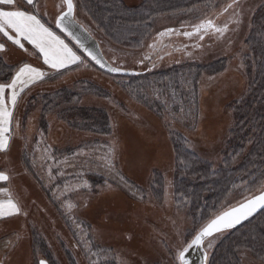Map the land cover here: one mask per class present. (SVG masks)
<instances>
[{"label": "rangeland", "instance_id": "obj_1", "mask_svg": "<svg viewBox=\"0 0 264 264\" xmlns=\"http://www.w3.org/2000/svg\"><path fill=\"white\" fill-rule=\"evenodd\" d=\"M73 1L76 20L98 40L112 65L139 74L168 69H177L179 74L165 81L164 86L130 93L120 75L97 67L57 31L55 20L65 8L63 0H34L33 5L16 0L21 10L35 14L72 48L81 62L57 71L44 64L42 55L23 40L24 49L9 41L6 51L0 52L4 63L18 64L13 74L6 80L0 78V82L10 83L24 64L44 73L42 79L27 87L18 86L20 94L14 107L5 97L12 116L2 131L7 147L0 150V173L8 177L0 180V210L4 213L0 216V264H48L38 242L51 251L56 264H69L65 250L77 264H180V253L190 250L193 237L206 222L201 218L193 220L173 200L174 151L171 163L160 172L161 194L155 196L152 177L139 183L126 179L116 143H124L126 134V142L147 143L154 139L162 147V136L157 134L161 129L145 119L144 112L150 111L159 117L166 135L181 134L188 150L215 169L219 167L234 124L232 106L248 90L243 60L248 50L245 39L252 16L264 0H214L208 6H194L184 13L159 15L143 46L134 50L116 46L104 37L92 18ZM123 1L127 6L142 2ZM200 25L205 27L199 28ZM4 40L6 37L0 34V42ZM221 59L225 66L220 70H203L196 77L194 95L188 85L195 76L191 71ZM8 73L5 70L1 75L4 78ZM61 87L82 94L76 101L78 105L105 111L109 133L81 130L75 127L78 124L69 125L55 112L46 115L49 126L43 131L39 126L40 106L31 107L33 97ZM91 87L100 95L92 93ZM10 91L7 90L8 95ZM24 104L30 106L26 112ZM21 116L22 134L17 136L16 123ZM126 119L131 123L138 121L147 130L142 142H137L139 136L130 134L128 126L125 128ZM150 128L155 137L149 138ZM165 152L161 148L159 157ZM263 189L264 181L252 192L238 188L222 202L221 211ZM9 201L19 208L18 213L9 208ZM225 234L221 231L205 238L194 264H206L208 255ZM240 256L242 264H264L249 251Z\"/></svg>", "mask_w": 264, "mask_h": 264}, {"label": "trees", "instance_id": "obj_2", "mask_svg": "<svg viewBox=\"0 0 264 264\" xmlns=\"http://www.w3.org/2000/svg\"><path fill=\"white\" fill-rule=\"evenodd\" d=\"M213 1L142 0L138 5L127 6L123 0H76V4L78 9L82 8L92 18L97 29L109 41L121 48L134 50L143 46L159 15L184 13L194 6H208ZM245 44L248 50L243 60L249 78L248 90L237 101L238 104L236 102L232 106L234 124L222 151L220 166L215 169L210 162L188 150L187 140L181 134H170L175 156L173 200L178 208L188 211L193 220L201 218L207 223L222 212L221 204L231 193L238 188L252 192L264 181V3L256 8L252 16ZM224 66L223 59L203 67L196 66L191 71L195 76L188 83L192 86L193 94L197 93L195 79L201 71L213 73ZM14 69L15 66L5 64L0 57V78L7 70L9 75L2 78L6 80ZM178 74L177 69L175 72L168 69L156 74L138 73L121 77L126 81L127 91L134 93L155 85L164 86L165 81L169 82ZM91 88L92 93L100 95L95 87ZM81 96L78 91L61 87L33 97L31 107L40 106L39 125L42 130L48 126L46 115L55 112L58 118L69 125L78 124L75 127L81 130L108 134L110 125L107 113L102 109L78 105L76 101ZM26 107L29 109L30 106L25 105V112L28 110ZM152 178L151 187L157 196L161 194V175L155 172ZM225 232L208 255L206 264H242L240 254L243 251H249L264 261V207ZM38 247L48 264H56V259L47 247L40 242ZM65 252L69 264H77L68 251Z\"/></svg>", "mask_w": 264, "mask_h": 264}, {"label": "snow or ice", "instance_id": "obj_3", "mask_svg": "<svg viewBox=\"0 0 264 264\" xmlns=\"http://www.w3.org/2000/svg\"><path fill=\"white\" fill-rule=\"evenodd\" d=\"M26 3L27 5H33L34 0H26ZM64 3L66 4V10H62L59 13L56 17L55 24L61 31L72 35L68 26L73 23L71 17L76 6L73 0H64ZM6 8L9 10H5ZM210 23L211 22H209V24ZM204 27V25L199 26V28ZM0 34L6 37V40L0 42V52L6 51V44L9 41L13 45L24 49V44L21 42L23 40L27 41L28 44L32 45L42 55L44 64L57 71L69 65L81 62V57L78 56L72 48L41 23L40 19H38L35 14L21 10L20 6L16 4V0H0ZM185 35L190 34L185 33ZM73 38L77 39L79 47H84L79 43L78 37ZM201 39H203V37H201ZM87 54L92 59H96L91 50H87ZM97 63H100V61L97 60ZM101 66L103 67V65ZM109 71L117 72L119 69L110 68ZM43 76L44 73L39 69L29 64H24L19 67V70L12 76L10 83L0 82V131H3V125L6 122H10L12 116V112L5 103L6 95L11 105L14 107L20 94V92L17 91L18 86L23 84L27 87L29 83L35 82L36 79H42ZM7 90H11L10 95L7 94ZM20 91H23V89L21 88ZM6 147L7 140L0 139V150H4ZM7 179L8 177L6 175L0 173V180ZM257 206L264 207V194L254 197L240 207L225 212L211 220L195 236L191 242L192 245L200 246L205 237L212 236L215 232H220L223 229L231 228L235 224L240 223L242 219H246L251 215ZM9 208L15 209L17 213L19 212V208L11 201H9ZM3 214V210H0V216H3ZM180 259L183 260V252L180 253ZM40 264H44V262L41 261Z\"/></svg>", "mask_w": 264, "mask_h": 264}, {"label": "crops", "instance_id": "obj_4", "mask_svg": "<svg viewBox=\"0 0 264 264\" xmlns=\"http://www.w3.org/2000/svg\"><path fill=\"white\" fill-rule=\"evenodd\" d=\"M0 57H2V55ZM17 65L12 64V66H15V69L17 68ZM144 115L147 116L145 118L146 120H148L151 123H154L156 126L158 125V127L161 129V132H157V134L162 136V141H163L162 147H160L158 143L153 142L154 139H151L149 141L147 140V143H136L132 141L126 142L125 133H123L125 134L123 138L124 143H116V146L118 147L119 155H121V159H123L122 169L126 171L124 172L126 179H128L131 182L134 181L137 183H139L138 181H144L146 179L148 180L149 177L150 178L153 177L152 175L155 172L160 173L161 171H163V169H166L168 164L171 163L173 157V151H172L173 149H172V144L170 142V136L164 133L163 127L161 126V123L159 121V117H156L150 111L144 112ZM22 119L23 118L21 116V121L20 122L18 121L16 123V126H18L16 130V132L18 133L17 136L22 134V126L24 121ZM134 122L135 123L128 122V120L126 119L123 121V124L125 125V128L128 126L131 129L130 134H133L134 136H139V139L137 140L138 142L142 140L143 134L147 130H145L144 127L138 124L139 123L138 121L135 120ZM150 129L152 130L151 132L152 134L149 138H151L152 136L155 137V131L153 132V128ZM139 130H141L140 135H138ZM3 136L4 133L1 131L0 139H2ZM11 138H13V134L10 136V139ZM161 148H164L166 150L165 152L166 155L163 154L162 158L159 157V152ZM144 164H146L147 166L145 165L143 167Z\"/></svg>", "mask_w": 264, "mask_h": 264}, {"label": "water", "instance_id": "obj_5", "mask_svg": "<svg viewBox=\"0 0 264 264\" xmlns=\"http://www.w3.org/2000/svg\"><path fill=\"white\" fill-rule=\"evenodd\" d=\"M64 1V0H63ZM74 3V1H73ZM65 5V8L64 10H66V4L64 3ZM73 23L70 24L68 27H69V30L70 32L72 33V35H69L67 34L66 32H63L61 31L59 28L56 27V24H55V27L62 33L64 34L68 39H70L73 44L91 61L93 62L97 67H99L100 69H102L103 71L105 72H108L110 74H113V75H120V76H128V75H137L139 72L136 71V70H126V69H122V68H119V67H116L114 65H112L107 59L106 57L104 56L101 48H100V45H99V42L97 41V39L91 34L88 32V30L84 27L83 24H81L79 21L76 20L75 18V8H74V11H73V14H72V17H71ZM73 37H78V40H79V43L82 44L84 47L81 48L78 46V41L77 39H74ZM87 50H91L92 53H94L96 59H92L88 54H87ZM97 60L100 61V63H97ZM103 65V67L101 66ZM110 68H118L119 71L117 72H111L109 71ZM261 194H264V189L254 195H252L251 197L245 199L244 201L238 203L237 205L231 207V208H228L222 212H220L219 214H217L216 216H214L212 219H210L204 226H206L211 220L215 219L217 216H220L222 215L223 213L225 212H229L235 208H238L240 207L241 205L247 203L248 201L252 200L254 197H257ZM261 206H257L255 211L252 212V214L256 213L258 210H260ZM251 214V215H252ZM249 215V216H251ZM248 216V217H249ZM245 219H242L240 223H237L235 224L233 227L235 226H238L239 224H241ZM203 226V227H204ZM202 227V228H203ZM231 227V228H233ZM231 228H227V229H223L222 231H226L228 229H231ZM201 231V230H200ZM199 231V232H200ZM198 232V233H199ZM221 232V231H220ZM197 233V234H198ZM219 232H215L213 235L217 234ZM212 235V236H213ZM211 237V236H209ZM195 238V237H194ZM193 238V239H194ZM205 238H208V237H205ZM204 238V239H205ZM192 242V241H191ZM199 246H196V245H191V248L189 251H186L184 252L183 254V260H181L180 264H194L195 261L197 260L198 256H197V249H198Z\"/></svg>", "mask_w": 264, "mask_h": 264}]
</instances>
